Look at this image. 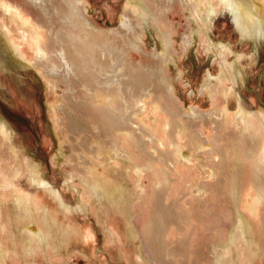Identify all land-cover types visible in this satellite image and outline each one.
Wrapping results in <instances>:
<instances>
[{"label":"rangeland","instance_id":"1","mask_svg":"<svg viewBox=\"0 0 264 264\" xmlns=\"http://www.w3.org/2000/svg\"><path fill=\"white\" fill-rule=\"evenodd\" d=\"M261 1L238 2L252 7L261 19L248 32L243 29L234 4L225 0H211L209 8L207 5L204 8L197 6L199 16L203 17L201 21L193 14L190 4L182 6L177 2L164 20L157 18V7L152 0H86L88 16L95 20L99 29H104L93 30L90 37L99 42L113 38L108 31L120 28L126 8L129 3H135L132 15L136 19H133L143 28L137 41L146 54L132 50L134 65L157 63L153 51L164 50L166 30L163 26H168L172 46L164 62L165 70H162L167 81L174 85L178 101L163 98L165 109L170 112H165L164 118L179 124L183 121L181 125L189 128L181 129L182 142L188 138L199 141L201 126L205 134H210L217 149H229L232 159H236L231 166L220 162L209 166L212 159L207 149L195 147L197 149L189 151L190 161H177V183L160 190L157 186L163 163L154 161L137 146L127 148L132 159L122 160L120 165L108 167L98 163L94 166L97 163L86 165L82 162L81 155L93 159L92 146L97 145L100 153L109 148L108 139L100 129L96 130L103 123L99 112L92 107L89 110L76 107L79 104L77 90L73 89L69 94L66 91L68 83L61 81L62 77L52 78L53 83L21 58L20 52L7 40L4 24L6 21L12 24L14 36H20V30H24L26 52L34 56L28 46L33 45L30 26L26 24L28 28H23L25 24L9 16L10 13L0 5V231L3 233L0 246L8 250L11 247V251L0 258V264L32 260L40 253L37 245H33L36 237L20 233L22 228L24 232L33 233L38 223L42 230L37 241L55 245L50 251L47 248L41 253L52 257L69 254L76 259L83 254L91 264H131V257L135 260L132 264H143L144 256L147 264H209L211 250L220 264H264V199L259 200L256 212L248 207L254 199H240L246 197L247 186L258 173L256 168L264 146L261 131L256 124L246 135L231 127L225 130L212 128L203 117H200L199 125L194 123L191 126L182 116L184 109H210L217 95V103L226 104L231 113L240 105L249 111L258 109L264 112V7ZM213 42L223 46L228 52L227 61L233 66V82L224 81L232 88L227 98L217 92L214 95L213 87L217 81L209 80L222 73L221 56ZM168 103L171 106L168 107ZM57 104H65L66 109H60ZM71 118L79 125L72 124ZM156 126L165 131L163 126ZM121 135L124 132L118 136ZM161 147L165 148L166 144ZM195 157L198 162L194 161ZM258 166L261 169L264 164ZM103 169H106L108 178L100 176ZM263 169L258 185L261 193L264 191ZM91 170L100 172L91 176L88 172ZM85 188L93 193L98 191V196L81 199V190ZM4 190L9 192L8 198L11 195L13 198L7 199L12 202L7 209L1 207L2 201L6 200ZM15 190H23L26 195L23 197L26 199L19 201H24L23 206L19 204L17 207L14 202ZM106 192L107 197L112 194L120 197L122 192L127 197L114 199L121 200L122 204L112 205L113 199L102 196ZM230 192L238 199H232ZM209 193L217 194V199H208ZM2 209L7 214L5 218L1 217ZM18 217L24 218L18 221ZM50 225L54 231L48 230ZM85 231L88 235L83 243L80 237ZM124 243H127L126 247ZM235 249L240 250L239 253Z\"/></svg>","mask_w":264,"mask_h":264},{"label":"bare ground","instance_id":"2","mask_svg":"<svg viewBox=\"0 0 264 264\" xmlns=\"http://www.w3.org/2000/svg\"><path fill=\"white\" fill-rule=\"evenodd\" d=\"M152 1L157 7V18L164 20L167 18V12H169L171 7L176 5L177 2L181 3L182 6L190 4L193 8V14L199 21L203 20V17L199 16L197 6L204 8L207 5L206 8L211 7V0ZM225 1L234 4L233 6L238 10L244 30L248 32L253 30L258 25L257 23L261 21L255 12H253L252 7L244 5L243 2L238 3L241 0L238 2L236 0ZM261 3L264 7V0H262ZM133 4L129 3V7L126 8V11L123 13L124 15L120 20V28L108 31L113 38H106L104 41L99 42L91 40L90 37L94 33L93 30L104 31V29H99L95 20L91 16H88L86 0H0L1 7L6 10L7 13H10L9 16H12L13 19H16L19 23L25 24L24 27L21 24L23 28L26 26V28H28V25L30 26V36L33 38L31 40L33 41V45L31 46L32 43H30L28 46L33 50L34 56H32L33 54L29 55L26 52L27 45L24 44L26 41V35H22L24 30H20V36H14V27H12V24H8L9 22H5V19L3 21L5 22V31L3 30V32H5L11 47L19 51L20 56L24 61L37 68L45 78L51 82L54 83L52 78L55 80L62 77L61 81L68 83L66 89L68 93H71L73 89L77 90L79 92V104L76 107H84L86 110H89L92 107L93 110L99 112L103 123L98 125L96 130L98 131V129H100L103 133L102 135H105L106 139H108L110 143L108 146L109 148L100 153L97 151V145L92 146L90 148L92 149V152L90 153L93 159L90 160L88 157L81 155L83 163L86 165L97 163L94 166H97L99 163L108 167L120 165V161L132 159L127 148L130 147L132 149L133 146H137L138 149L150 156L154 161L158 162L159 160L163 163V168H160L162 173L161 180L159 179L160 181L157 186L158 190H160L161 187L163 188V186L168 188L173 187L175 183H177L178 179L175 175L179 172L177 161L184 163L190 161L191 157L189 156V151L193 150L195 147L207 149V153H209V157L212 159V161L208 160L209 166H212L217 162H220L224 166H231L235 163L236 159H232L233 155L229 153V149H217L214 144L215 142L210 138V134H205V131L201 126H199L200 128L198 132L199 141L194 142L191 141L192 138L190 140L188 138V140L182 142L181 139L183 137L180 131H182V128L183 130L189 128L184 125L182 126L181 124L183 121L181 120V123L179 124L178 121L173 123L169 119L164 118L165 112L168 114L170 112L168 109H165L166 106L163 102L165 100L163 98H169L171 102L173 101L177 103L178 101L176 99L174 85L167 81L168 78L165 76L166 73L162 70V68L165 70L163 67L164 62L166 63L172 46L169 37L170 35L167 33L168 26H163L166 30L164 36V50L159 53L153 51L157 63H149V65H134L132 62L131 51L139 50L146 54V50L137 41V37L142 35L141 30H143V28L142 25L135 20L136 18L134 15H132L134 8ZM253 13L257 20L253 17ZM10 18L11 17H8V19ZM164 20H162L163 23ZM25 31V33H27V30ZM115 36L117 37L115 38ZM213 45L215 50H217L218 54L221 56L220 65L222 73L219 77H213L209 80L211 82L217 81L213 87L214 95H216L215 92H217L219 95L227 98L232 92V88L228 82L225 83L224 81L233 82V66L227 61L226 55L228 52L222 48L223 46L216 43ZM149 57L152 60V56ZM147 71L150 74L145 73ZM50 81H48V83ZM158 93L160 94L158 95ZM217 96L214 98L215 101L210 109L206 111L199 110L195 107L190 108L191 110L184 109L182 116L189 120L191 126L194 123L198 124L200 117H203L207 120L208 125H210L209 127L223 130L231 127L235 130H239V133L242 135H246L249 128L256 124V127L261 131L260 137H262L264 143V112L258 109V111H249L240 105V107L234 111L235 113H231L226 104L219 105V103H217ZM64 105H59L58 107L65 110L66 108ZM169 106L171 105L168 103V107ZM71 123L78 124L73 123L72 118ZM156 125L163 126L166 136L164 135L163 130ZM120 132H124V135L118 136L120 135ZM3 136L5 135L3 134ZM198 142L200 143L198 144ZM165 144V148L161 147ZM261 154L262 159L260 163L264 164V146L261 150ZM221 156L222 159H220ZM193 159L196 161L195 159H197V157ZM255 162L257 164V161ZM260 163H258V165ZM258 165L256 168L258 173L255 175V180L259 183L260 171L264 166L260 169ZM105 170L106 169H103L101 172L99 170H91L88 172L91 176H96L99 171L102 178H108ZM193 182H196V179H194ZM100 184L98 185L99 187ZM258 185H255L258 193L251 198L254 200L248 206L252 212L257 211V204L259 200L263 198L262 195H264V191L261 193V189H259ZM4 191L3 197L5 196L8 198L10 195L8 194L9 192L7 190ZM81 192L83 193L81 199H95L94 195L98 194V191L93 193L89 188H85V190H81ZM13 193V195L19 199L26 196L23 194V190H15ZM107 193L108 192L103 196H108ZM28 197H33V195H28ZM126 197L127 195L122 192L120 197L112 194V196L107 198L113 199L111 202L112 205L113 203L118 205L122 204V201L114 199H126ZM87 235L88 231L87 233L85 231L82 237H80L81 242L84 243L86 241ZM4 247L5 246H0V258L5 257V254H7L8 251H11V247H9V250Z\"/></svg>","mask_w":264,"mask_h":264},{"label":"crops","instance_id":"3","mask_svg":"<svg viewBox=\"0 0 264 264\" xmlns=\"http://www.w3.org/2000/svg\"><path fill=\"white\" fill-rule=\"evenodd\" d=\"M253 181V182H252ZM250 183V185L249 186H247V188H249V190L247 191L248 193H247V195H246V197L245 196H241V198L240 199H250V198H252V196H255V194L257 193V190H256V186L259 184L256 180H252ZM256 185V186H255ZM102 193V192H101ZM229 195H230V197L232 198V199H238V197L237 196H234L233 195V193L232 192H230V193H228ZM243 193H241V195H242ZM101 196V195H100ZM103 196V195H102ZM10 198H12V196L10 197ZM17 198V197H16ZM15 198V200L16 201H14L15 203H16V205H17V207L19 206V204L20 205H24V201H22V202H19L20 201V199L19 198H17L16 199ZM103 198H104V196H103ZM8 198H6V200H4V201H2V206L1 207H3V209L5 208V209H7V207L10 205V203H12V202H8V200H7ZM208 199H217V194H210L209 193V197H208ZM262 199H264V195H263V198ZM21 200H23V199H21ZM2 209V211H1V217H3L4 216V218H5V215H7L5 212H4V210ZM70 215H71V213H70ZM24 218V217H23ZM23 218H20V217H18L17 219H18V221H20V219H22L23 220ZM2 225V223H0V226ZM52 225V224H51ZM48 226V230H50V231H54V228L52 227V226ZM35 227V230L33 229V233H30V232H24V229L22 228L21 229V231H20V233L23 235V236H28V235H34L35 237H36V241H34V243H33V245L35 244V245H37V248H38V252H40L38 255H35L34 256V258H32V260H18V262H17V264H26V263H29V264H91V263H89L88 261H87V259L85 258V256L83 255V254H80V256H77V258L75 259V258H73V256L72 257H69V254L67 255H65V256H56V257H52V256H48V255H46V254H43V253H41V250H46L47 248L49 249V251H50V248L52 247V246H55L53 243H50V245H48V244H46V243H44L43 241H37V237L38 236H40L41 235V225L38 223V226H34ZM0 235H3V233H2V231H0ZM95 235H100V234H98V233H95ZM114 241V240H113ZM3 242H4V240H3ZM99 242H100V240H99ZM115 242V241H114ZM5 243V242H4ZM6 245H8L7 243H5ZM57 244V243H56ZM72 244V243H71ZM126 244L127 243H124V246L126 247ZM58 245V244H57ZM81 246V245H80ZM122 246V245H121ZM53 250H54V248H53ZM69 251H70V254H71V251H72V248H71V246H70V248L68 249ZM233 250V249H232ZM235 251H237L238 253H239V251L240 250H237V249H235ZM22 252H23V254H22V256H24V250H22ZM37 252V253H38ZM129 252V251H128ZM234 252V251H233ZM209 264H220V263H217V258H216V254H215V252L213 251V254L211 253V250L209 251ZM140 259H142V256H140ZM134 259H133V257H131L130 259H129V261L131 262V264H132V262L133 263H135L134 261H133ZM144 262H143V264H147L146 263V261H147V259H146V257L144 256ZM128 261V260H127ZM139 264H140V262H139Z\"/></svg>","mask_w":264,"mask_h":264},{"label":"flooded vegetation","instance_id":"4","mask_svg":"<svg viewBox=\"0 0 264 264\" xmlns=\"http://www.w3.org/2000/svg\"><path fill=\"white\" fill-rule=\"evenodd\" d=\"M24 122H25V124H26V120L25 119H22Z\"/></svg>","mask_w":264,"mask_h":264}]
</instances>
